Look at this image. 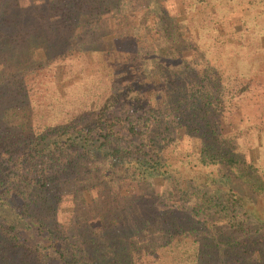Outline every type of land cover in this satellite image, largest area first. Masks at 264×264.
Wrapping results in <instances>:
<instances>
[{
    "label": "trees",
    "instance_id": "trees-1",
    "mask_svg": "<svg viewBox=\"0 0 264 264\" xmlns=\"http://www.w3.org/2000/svg\"><path fill=\"white\" fill-rule=\"evenodd\" d=\"M46 2V15L32 8L33 24L4 36L0 0V264H170L162 254L181 242L195 244L193 264H264V182H250L236 142L246 125L264 132V68L243 77L239 58L224 57L264 43V0ZM170 2L195 17L165 27ZM106 8L131 34L124 58ZM77 53L92 61L76 65ZM41 69L59 91L92 72L107 87L48 120L25 81Z\"/></svg>",
    "mask_w": 264,
    "mask_h": 264
},
{
    "label": "rangeland",
    "instance_id": "rangeland-1",
    "mask_svg": "<svg viewBox=\"0 0 264 264\" xmlns=\"http://www.w3.org/2000/svg\"><path fill=\"white\" fill-rule=\"evenodd\" d=\"M29 8L23 9L20 6L14 5V0H5V9L7 15L10 18L6 24L2 26L3 35H12L20 28H26L33 24V19L30 9H36L40 14L46 15L48 12V5L46 0H29ZM86 5H90V0H86ZM152 6V5H150ZM170 13L173 18L168 19L163 23L165 27L174 25L177 21H184V19L190 18L189 20L195 17L193 14H188L181 6L169 3ZM110 21V29L113 33L121 39L122 51L121 57L124 58V49L132 40L130 32L126 29V26L120 21V13L118 11L108 12L106 8L104 11ZM78 9L74 8V16H78ZM264 16V15H263ZM186 17V18H185ZM254 20H262V14L258 13L253 17ZM217 22V20L208 21V25L211 26V23ZM222 28L225 32L228 31V28L224 22H221ZM264 30L262 34L255 36V41L261 42V36L264 40ZM249 40V37L246 38ZM156 48H161L166 46L167 39L164 36H155L153 39ZM249 45L244 48L241 56L233 47L224 48V57L227 58H239V63L237 67L238 73L243 77H250L254 75H259L263 72L264 68V43H258L255 47L252 44V41ZM263 46H261V45ZM255 49V51H253ZM254 53V54H253ZM0 55H1V40H0ZM86 57H81L77 53V57L74 58V55L71 59L75 62L76 65L84 63V60H87V63L92 61V58L89 55L85 54ZM260 58L258 62L257 58ZM0 58H2L0 56ZM209 58V56H208ZM219 59V58H218ZM76 61H78L76 63ZM72 63V61H71ZM262 65V68H261ZM78 67V66H77ZM76 67V68H77ZM70 69V64L65 66V77L72 75L68 74ZM166 71H161L159 74L165 75ZM29 89V95L32 103L35 105H40L43 108L42 112H48V120H58L62 116L74 111L76 109H81L87 106L89 100L101 93L107 87V81L100 78L96 73H89L82 77L74 78L73 80L66 83L62 91L57 90L52 74L49 69H41L35 73H31L25 77ZM160 85V83H159ZM167 88V100L168 102H173L176 98L177 86L166 87ZM189 138L183 136L181 143L184 147L188 146ZM238 146L245 150L247 156L251 159L253 167L247 170L248 178L251 183L259 184L264 182V132L256 131L250 126L246 125L244 131H242L236 139ZM145 183H142L140 187H143ZM132 182L125 181L122 184V191H127L131 189ZM62 207V219L66 220L69 216V207L70 203H63ZM120 211V204H116L111 210L107 212L105 216L111 217L117 214ZM99 217H95L89 220V223L94 224L99 222ZM195 252V244L191 242H181L176 244H170L169 249L162 254L163 261L170 262V264H193V254ZM165 262V263H166Z\"/></svg>",
    "mask_w": 264,
    "mask_h": 264
}]
</instances>
